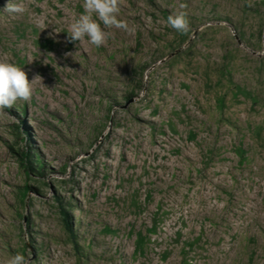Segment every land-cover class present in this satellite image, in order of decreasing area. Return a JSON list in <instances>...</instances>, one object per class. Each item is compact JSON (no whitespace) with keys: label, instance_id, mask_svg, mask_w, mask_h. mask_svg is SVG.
<instances>
[{"label":"rangeland","instance_id":"1","mask_svg":"<svg viewBox=\"0 0 264 264\" xmlns=\"http://www.w3.org/2000/svg\"><path fill=\"white\" fill-rule=\"evenodd\" d=\"M18 2L0 61L42 80L0 114V264H264V0H122L99 48L83 0Z\"/></svg>","mask_w":264,"mask_h":264},{"label":"clouds","instance_id":"2","mask_svg":"<svg viewBox=\"0 0 264 264\" xmlns=\"http://www.w3.org/2000/svg\"><path fill=\"white\" fill-rule=\"evenodd\" d=\"M122 0H83V12L70 24L67 29L68 42L87 41L99 48L106 43L108 33L105 29H120L130 31L126 20L119 18ZM181 5V8H186ZM9 15L23 14L26 8L18 0H7L2 9ZM167 25L181 34L190 31V20L186 11H179L167 17ZM73 56L74 53H65ZM42 78L37 75L29 81L27 73L15 63L0 61V114L5 109L13 108L18 102L29 101L33 96V83ZM7 264H29L22 254H15Z\"/></svg>","mask_w":264,"mask_h":264}]
</instances>
